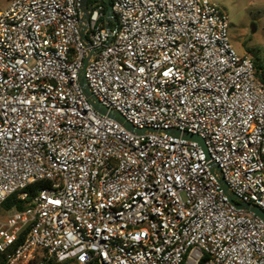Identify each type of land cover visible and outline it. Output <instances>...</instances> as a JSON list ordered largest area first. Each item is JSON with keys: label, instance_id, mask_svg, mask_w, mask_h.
Wrapping results in <instances>:
<instances>
[{"label": "built area", "instance_id": "1", "mask_svg": "<svg viewBox=\"0 0 264 264\" xmlns=\"http://www.w3.org/2000/svg\"><path fill=\"white\" fill-rule=\"evenodd\" d=\"M12 0L0 12L4 264H264V79L209 0ZM135 128L98 113L79 84ZM190 132L206 145L175 136ZM40 251L43 252L41 255Z\"/></svg>", "mask_w": 264, "mask_h": 264}, {"label": "rangeland", "instance_id": "2", "mask_svg": "<svg viewBox=\"0 0 264 264\" xmlns=\"http://www.w3.org/2000/svg\"><path fill=\"white\" fill-rule=\"evenodd\" d=\"M11 1L0 0V12ZM209 1L227 16L228 34L233 48L239 55L248 56L256 66L258 77L264 79V0ZM40 253L43 255L42 251Z\"/></svg>", "mask_w": 264, "mask_h": 264}, {"label": "water", "instance_id": "3", "mask_svg": "<svg viewBox=\"0 0 264 264\" xmlns=\"http://www.w3.org/2000/svg\"><path fill=\"white\" fill-rule=\"evenodd\" d=\"M82 2V6H81V19H80V38H81V42L83 44V46L89 48L91 46L89 39L86 36V32L89 26V22H90V12L92 10L91 5L89 4L88 0H81ZM97 3L99 4H104L107 6V11L105 13V23H106V28L110 33V37H112V33L113 30L111 29L110 23H115L117 25V21L115 19V15H114V11H113V7L111 4L110 0H97ZM96 55V50L94 49H90L88 52V57H86V59L83 62V66L80 70L79 73V84L83 90V93L85 94V96L87 97V99L89 100V102L91 103V105L93 106V108L100 113L101 115L107 116L109 118L114 119L115 121H117L118 123L122 124L127 130L136 133V134H143V133H151L154 132L151 129H144V130H140L135 128L129 121H127L125 119V117L123 115H121L120 113L114 111V110H109L107 107H105L90 91L89 87H88V83L86 80V68L89 65L91 59ZM171 134L175 135V136H182L185 139L188 140H192V141H197L200 143V145L206 149V145L204 143V140L193 133L190 132H179V131H170ZM212 170L213 172L217 175L219 182L221 183L222 187L225 189L226 194L231 198L232 203L234 205H236L237 207H241L245 210L251 211L253 213H255L257 216H259L261 219L264 220V211L262 209H260L259 207H257L256 205H250V204H244L242 203L240 200L236 199L233 195V193L231 192V190L229 189V187L227 186V184L224 181V178L220 175V170L218 168V166L215 163L211 164Z\"/></svg>", "mask_w": 264, "mask_h": 264}, {"label": "trees", "instance_id": "4", "mask_svg": "<svg viewBox=\"0 0 264 264\" xmlns=\"http://www.w3.org/2000/svg\"><path fill=\"white\" fill-rule=\"evenodd\" d=\"M90 1H93V0H90ZM96 1L97 0H95V2ZM106 11H107V6L104 5V12L106 13ZM110 26H111L112 30L116 29V24L115 23H110ZM46 184L47 183L45 181H39V182H36V183L30 185L27 188V191L29 192V196H28V198L26 200L18 199V197H17L18 193L12 194L3 203L2 207H1V210L2 211H7V210H10L13 207H16L19 211L26 210L28 208V206L31 205L32 198L35 195V193L39 189L43 188ZM40 259H42V258L40 256H38L37 259L34 260L32 263L37 264ZM208 260H209V256L208 255H204L202 257V259L198 262V264H206ZM5 261H6L5 254L0 253V264H4ZM46 264H59V263H56L55 260L50 259Z\"/></svg>", "mask_w": 264, "mask_h": 264}, {"label": "bare ground", "instance_id": "5", "mask_svg": "<svg viewBox=\"0 0 264 264\" xmlns=\"http://www.w3.org/2000/svg\"><path fill=\"white\" fill-rule=\"evenodd\" d=\"M188 264H190V262H188Z\"/></svg>", "mask_w": 264, "mask_h": 264}]
</instances>
